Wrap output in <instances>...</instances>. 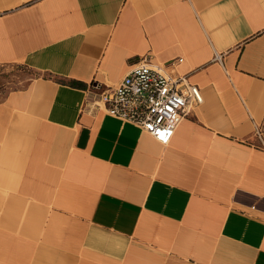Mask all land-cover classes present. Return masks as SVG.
<instances>
[{
  "label": "crops",
  "instance_id": "obj_1",
  "mask_svg": "<svg viewBox=\"0 0 264 264\" xmlns=\"http://www.w3.org/2000/svg\"><path fill=\"white\" fill-rule=\"evenodd\" d=\"M149 56L203 102L168 144L93 107ZM0 264H264V0H0ZM264 137V136H262Z\"/></svg>",
  "mask_w": 264,
  "mask_h": 264
},
{
  "label": "built area",
  "instance_id": "obj_2",
  "mask_svg": "<svg viewBox=\"0 0 264 264\" xmlns=\"http://www.w3.org/2000/svg\"><path fill=\"white\" fill-rule=\"evenodd\" d=\"M181 62V57L166 63L141 57L118 83L104 86L94 83L97 98L92 106L133 123L159 143L168 144L181 121L203 102L197 85L189 82L186 75L168 70V66ZM254 136L264 143L259 125L255 126Z\"/></svg>",
  "mask_w": 264,
  "mask_h": 264
},
{
  "label": "rangeland",
  "instance_id": "obj_3",
  "mask_svg": "<svg viewBox=\"0 0 264 264\" xmlns=\"http://www.w3.org/2000/svg\"><path fill=\"white\" fill-rule=\"evenodd\" d=\"M36 74L22 65H0V98L10 90L24 86Z\"/></svg>",
  "mask_w": 264,
  "mask_h": 264
}]
</instances>
